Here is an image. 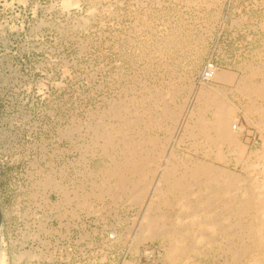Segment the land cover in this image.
<instances>
[{"label": "rangeland", "instance_id": "1", "mask_svg": "<svg viewBox=\"0 0 264 264\" xmlns=\"http://www.w3.org/2000/svg\"><path fill=\"white\" fill-rule=\"evenodd\" d=\"M263 185L264 0H0L5 264H264Z\"/></svg>", "mask_w": 264, "mask_h": 264}, {"label": "bare ground", "instance_id": "2", "mask_svg": "<svg viewBox=\"0 0 264 264\" xmlns=\"http://www.w3.org/2000/svg\"><path fill=\"white\" fill-rule=\"evenodd\" d=\"M69 2H71L72 0H68ZM75 1V0H74ZM220 74V76H222V77H228V75H230V74H225V73H222V72H220L219 73ZM249 82V81H248ZM250 85V84H249ZM259 88V87H258ZM260 89V88H259ZM261 91V90H260ZM174 95V94H173ZM261 95H262V93H261ZM261 97V96H260ZM223 107V106H222ZM167 109V108H166ZM165 109V110H166ZM173 110V109H172ZM220 112H222V115H220V118H219V121H218V127H219V130H220V133L223 135V137L224 138H229L230 136L232 137L233 136V132L231 131V128H230V120H231V117H232V115L230 114V112H228V111H225L224 112V110L223 111H220ZM218 116H219V114H218ZM151 118V117H150ZM153 118V117H152ZM159 118V117H158ZM155 119V118H154ZM131 122V121H130ZM136 123V122H135ZM232 134V135H231ZM131 136V135H130ZM144 138V137H143ZM218 138V137H217ZM233 138V137H232ZM232 138H230V139H232ZM157 139V138H156ZM213 139V138H212ZM229 139V140H230ZM227 140V139H226ZM111 141V140H110ZM144 141V140H143ZM142 141V142H143ZM151 141V140H150ZM231 141V140H230ZM153 143V142H152ZM139 144V143H138ZM155 145V144H154ZM216 146V145H215ZM154 147V146H153ZM153 151V150H152ZM149 153V152H148ZM148 153H147V155H148ZM158 153V152H157ZM136 154V153H135ZM141 154V153H140ZM130 156V155H129ZM158 156V155H157ZM125 158H126V156H125ZM124 159V158H123ZM144 161V160H143ZM142 161V162H143ZM112 162H114V161H112ZM122 162V161H121ZM118 163H119V161H118ZM203 163V162H202ZM201 163V164H202ZM125 164V163H124ZM132 164H134V163H132ZM201 164H199V165H201ZM198 165V164H197ZM200 167H203V166H199V168ZM130 168H131V166H130ZM133 168H137L136 166L135 167H133ZM208 168H209V166H208ZM207 168V169H208ZM118 169H119V167H118ZM144 169V168H143ZM206 169V168H205ZM129 170V169H128ZM201 170V169H200ZM209 171H212V170H210V169H208ZM115 171V170H114ZM119 171V170H118ZM140 171V170H139ZM194 171V170H193ZM203 171V170H202ZM117 172V171H116ZM121 172V171H120ZM130 172V171H129ZM195 173L196 172H198V171H194ZM206 173H208L207 171H205ZM205 172H202L203 174L205 173ZM233 172V171H232ZM166 173H168V171L166 172ZM121 174H123L122 172H121ZM184 174V173H183ZM187 174H189V173H187ZM199 174V173H198ZM229 174V173H228ZM112 175H113V173H112ZM168 175H169V173H168ZM186 175V174H185ZM191 175H192V173H191ZM194 175V174H193ZM110 176V175H109ZM120 176V175H119ZM118 176V177H119ZM132 176H133V174H132ZM142 176V175H141ZM195 176V175H194ZM138 177V176H137ZM166 177V176H165ZM175 177H177V176H175ZM109 178V177H108ZM124 178V177H123ZM140 178V177H139ZM146 178V177H145ZM120 179H122L121 177H120ZM125 179V178H124ZM127 179V178H126ZM129 179V178H128ZM168 180V179H167ZM130 181H131V179H130ZM137 181H138V179H137ZM176 181V180H175ZM235 181V180H234ZM114 182V184H115V182L116 181H113ZM123 182V181H122ZM139 182V181H138ZM112 183V182H111ZM145 183H146V181H145ZM142 184H144V183H142ZM110 185V184H109ZM108 185V186H109ZM120 185V184H119ZM118 185V186H119ZM122 185V184H121ZM123 185H124V182H123ZM126 186V185H125ZM134 186V185H133ZM264 186V185H263ZM103 187V186H102ZM101 187V188H102ZM113 187V186H112ZM121 187V186H120ZM119 188V187H118ZM124 188V187H123ZM129 188V187H128ZM142 188V187H141ZM264 188V187H263ZM109 190V189H108ZM258 190V189H257ZM121 191H122V189H121ZM131 191V190H130ZM129 191V192H130ZM133 191V190H132ZM139 191V190H138ZM101 192V191H100ZM131 193H133V192H131ZM97 194V193H96ZM123 194V193H122ZM100 195V194H99ZM142 195V194H141ZM122 196V195H121ZM131 196H133V195H131ZM103 197V196H102ZM136 197V196H135ZM100 198V197H99ZM134 199V198H133ZM91 208V207H90ZM260 209V208H259ZM261 210V209H260ZM256 230V229H255ZM0 264H5L4 263V258H3V253H1V256H0Z\"/></svg>", "mask_w": 264, "mask_h": 264}, {"label": "built area", "instance_id": "3", "mask_svg": "<svg viewBox=\"0 0 264 264\" xmlns=\"http://www.w3.org/2000/svg\"><path fill=\"white\" fill-rule=\"evenodd\" d=\"M215 72V66L213 63L208 62V64L205 66L203 72H202V78L208 79L210 78Z\"/></svg>", "mask_w": 264, "mask_h": 264}, {"label": "water", "instance_id": "4", "mask_svg": "<svg viewBox=\"0 0 264 264\" xmlns=\"http://www.w3.org/2000/svg\"><path fill=\"white\" fill-rule=\"evenodd\" d=\"M2 223H3V213L0 204V255H1V248H2Z\"/></svg>", "mask_w": 264, "mask_h": 264}]
</instances>
